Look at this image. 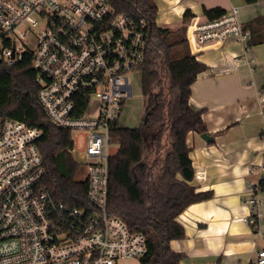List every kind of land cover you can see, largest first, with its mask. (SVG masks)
Segmentation results:
<instances>
[{
	"label": "built area",
	"instance_id": "2783aa9c",
	"mask_svg": "<svg viewBox=\"0 0 264 264\" xmlns=\"http://www.w3.org/2000/svg\"><path fill=\"white\" fill-rule=\"evenodd\" d=\"M236 13L191 19L190 47L235 40L248 50L251 32ZM39 21L43 27L32 32ZM147 34L143 18L118 12L110 0H0V63L12 66L29 56L46 118L82 137L88 203L59 201L42 184L40 128L0 115V264H118L145 254V236L108 213L107 196L111 130L132 96L128 74L144 61ZM92 99L99 100L96 113L86 116ZM260 114L264 122V101ZM260 171L245 218L255 229L264 157ZM256 263L264 264V249Z\"/></svg>",
	"mask_w": 264,
	"mask_h": 264
},
{
	"label": "trees",
	"instance_id": "16d2710c",
	"mask_svg": "<svg viewBox=\"0 0 264 264\" xmlns=\"http://www.w3.org/2000/svg\"><path fill=\"white\" fill-rule=\"evenodd\" d=\"M118 12L147 23L145 58L140 66V93L144 112L137 127L117 123L111 137L119 146L108 157V213L120 217L131 231L145 236L146 252L140 264H178L181 253L172 240L185 236L177 217L192 203L208 199L211 191L189 184L194 170L186 144L187 133L207 132L201 111L189 105L191 86L206 65L196 59L187 38L193 14L186 10L176 29L156 24L153 0H110ZM254 3L258 0H244ZM206 19L226 10L203 7ZM249 47L264 39L250 24ZM29 56L8 66L0 63V115L24 121L41 130L38 148L43 160L42 184L70 207H85L84 168L73 158L71 132L53 125L38 101L39 86ZM82 171V172H81ZM261 189L264 183H260Z\"/></svg>",
	"mask_w": 264,
	"mask_h": 264
},
{
	"label": "crops",
	"instance_id": "0c3cea01",
	"mask_svg": "<svg viewBox=\"0 0 264 264\" xmlns=\"http://www.w3.org/2000/svg\"><path fill=\"white\" fill-rule=\"evenodd\" d=\"M156 24L176 29L189 10L192 19L205 20L203 7L236 8L242 24H250L256 37L264 39V0H153ZM196 59L206 65L191 86L189 105L200 110L207 134L186 135L194 170L189 182L196 191H211L203 201L189 205L178 217L185 236L170 242L181 253L178 264H257L264 249V188L258 193L261 218L257 229L245 222L250 185L261 176L264 157V122L260 107L264 101V42L245 50L243 43L190 47ZM140 264V263H139Z\"/></svg>",
	"mask_w": 264,
	"mask_h": 264
},
{
	"label": "rangeland",
	"instance_id": "374dc122",
	"mask_svg": "<svg viewBox=\"0 0 264 264\" xmlns=\"http://www.w3.org/2000/svg\"><path fill=\"white\" fill-rule=\"evenodd\" d=\"M26 26L28 25H24L23 28H25ZM42 27H43V22L39 21L37 26L30 27V29L32 30V32L38 33ZM128 76L132 84L133 92L131 98H129L126 101L119 114L118 123L120 125L127 127H137L141 122V118L144 112V100L140 93V77H141L140 70H133L128 74ZM98 104H99L98 99H92L85 115L86 116L94 115L96 113ZM71 139L74 142L75 150L77 149L76 151H73L72 156L81 165V168L83 170L84 159L81 158L78 152V150L81 149L83 144L82 137L80 135L76 136V132L71 131ZM118 146H119L118 142H112L109 147V152L112 153L115 152ZM118 264H139V260L121 259L118 261Z\"/></svg>",
	"mask_w": 264,
	"mask_h": 264
},
{
	"label": "water",
	"instance_id": "95a60500",
	"mask_svg": "<svg viewBox=\"0 0 264 264\" xmlns=\"http://www.w3.org/2000/svg\"><path fill=\"white\" fill-rule=\"evenodd\" d=\"M201 138H203L205 141H210L212 140V137L208 135L206 132L200 134Z\"/></svg>",
	"mask_w": 264,
	"mask_h": 264
}]
</instances>
